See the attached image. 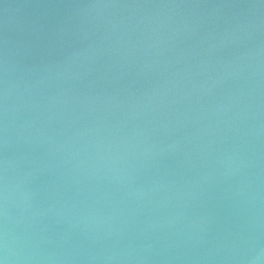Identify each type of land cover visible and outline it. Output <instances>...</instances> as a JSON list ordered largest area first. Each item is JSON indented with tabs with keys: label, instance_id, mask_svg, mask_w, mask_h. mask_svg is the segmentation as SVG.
Masks as SVG:
<instances>
[{
	"label": "water",
	"instance_id": "1",
	"mask_svg": "<svg viewBox=\"0 0 264 264\" xmlns=\"http://www.w3.org/2000/svg\"><path fill=\"white\" fill-rule=\"evenodd\" d=\"M0 264H264V0H0Z\"/></svg>",
	"mask_w": 264,
	"mask_h": 264
}]
</instances>
